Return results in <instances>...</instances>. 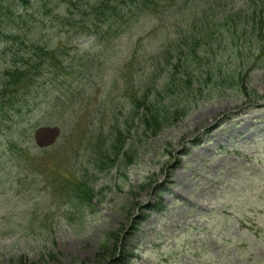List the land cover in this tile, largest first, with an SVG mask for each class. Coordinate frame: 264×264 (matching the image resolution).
Listing matches in <instances>:
<instances>
[{
    "label": "rangeland",
    "instance_id": "rangeland-1",
    "mask_svg": "<svg viewBox=\"0 0 264 264\" xmlns=\"http://www.w3.org/2000/svg\"><path fill=\"white\" fill-rule=\"evenodd\" d=\"M38 2L12 53L31 40L56 61L0 138V264H264V0L163 1L98 42L89 11ZM146 107L175 124L153 135ZM119 136L121 161L100 169Z\"/></svg>",
    "mask_w": 264,
    "mask_h": 264
},
{
    "label": "trees",
    "instance_id": "trees-1",
    "mask_svg": "<svg viewBox=\"0 0 264 264\" xmlns=\"http://www.w3.org/2000/svg\"><path fill=\"white\" fill-rule=\"evenodd\" d=\"M29 1L31 0H0V55L4 57L6 52L10 51L12 53V48L18 41L16 32L11 25L14 24L15 19L21 17L20 10L25 9ZM163 1L165 0H60L59 4L69 14L84 8L83 14L87 10L91 15H94L95 20L92 21L93 29L90 30L92 34L100 32V28L108 23L110 28L117 22H121L127 16L125 13H131L134 10L135 12L147 14L156 13ZM171 2L174 3L175 0H171ZM39 5L41 7L45 6L44 0H39ZM30 43H32L31 40H23L18 43L19 49L13 51L11 54L12 59L10 63L13 66L11 69L8 66L0 67V138L10 135L19 127V119L17 117L22 116V109L28 103V99L25 98L26 96L20 101L21 94L19 92L21 87L26 90L29 89L32 77L36 76L35 80L42 77V72L48 67L49 63L56 61V51ZM181 43L182 40H179L173 46L180 45ZM173 46H170L171 49H174ZM22 47L30 48L28 57L19 54ZM31 70L33 71L32 75H30ZM171 75H173V71ZM168 81L164 92H170L171 86L174 90L178 89V85H174L176 79L170 77ZM187 84H190L189 79L186 76H181L179 85ZM9 107H14L12 115L7 110ZM152 111H155L154 115ZM142 112H144L143 116L140 117L142 124L153 135L175 124L172 117L177 115V112L168 113L156 109L149 110L147 107ZM121 142L120 136L115 139L113 145L110 147V154L107 153L102 156L101 152L97 153L100 169L114 164V162L119 163L121 161L120 151L123 149ZM101 156L103 157L102 159ZM74 182L77 186L81 184L80 181Z\"/></svg>",
    "mask_w": 264,
    "mask_h": 264
}]
</instances>
